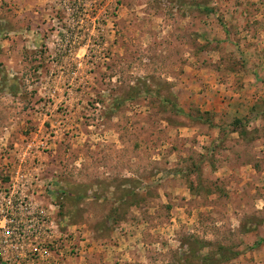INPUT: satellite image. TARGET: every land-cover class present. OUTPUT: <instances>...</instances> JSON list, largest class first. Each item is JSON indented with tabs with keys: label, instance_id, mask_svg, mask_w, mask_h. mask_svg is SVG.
Instances as JSON below:
<instances>
[{
	"label": "rangeland",
	"instance_id": "1",
	"mask_svg": "<svg viewBox=\"0 0 264 264\" xmlns=\"http://www.w3.org/2000/svg\"><path fill=\"white\" fill-rule=\"evenodd\" d=\"M12 213L11 264H264V0H0Z\"/></svg>",
	"mask_w": 264,
	"mask_h": 264
},
{
	"label": "built area",
	"instance_id": "2",
	"mask_svg": "<svg viewBox=\"0 0 264 264\" xmlns=\"http://www.w3.org/2000/svg\"><path fill=\"white\" fill-rule=\"evenodd\" d=\"M19 188L20 187H18V189ZM13 198L14 196L13 194H11L8 200H4L8 203L10 209H14L15 206L14 201H12ZM20 207L29 211V204H27L26 202H22ZM46 219L48 218L44 214L39 217L26 219V222H23L24 219L18 220L17 218H15L13 213L10 215L7 214V216L3 217V219L0 220V231H2L0 233V239L1 237L4 238L3 242H1L0 240V263L11 264L13 262V259L16 260L20 257L19 254L23 251L27 243H30L33 239L44 238V234H46L44 230L46 229ZM21 224L25 225L21 226ZM2 250L3 252L9 250L8 252L12 254L11 258L9 256H4ZM14 253H17V255Z\"/></svg>",
	"mask_w": 264,
	"mask_h": 264
}]
</instances>
